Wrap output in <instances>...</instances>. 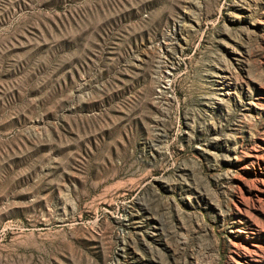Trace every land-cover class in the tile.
<instances>
[{"label":"rangeland","instance_id":"rangeland-1","mask_svg":"<svg viewBox=\"0 0 264 264\" xmlns=\"http://www.w3.org/2000/svg\"><path fill=\"white\" fill-rule=\"evenodd\" d=\"M0 264H264V0H0Z\"/></svg>","mask_w":264,"mask_h":264}]
</instances>
